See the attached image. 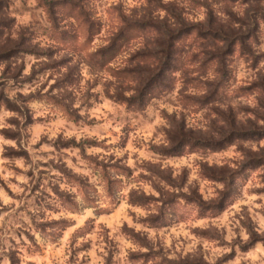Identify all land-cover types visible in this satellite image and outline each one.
I'll return each mask as SVG.
<instances>
[{"label": "rangeland", "instance_id": "374dc122", "mask_svg": "<svg viewBox=\"0 0 264 264\" xmlns=\"http://www.w3.org/2000/svg\"><path fill=\"white\" fill-rule=\"evenodd\" d=\"M0 264H264V0H0Z\"/></svg>", "mask_w": 264, "mask_h": 264}, {"label": "trees", "instance_id": "16d2710c", "mask_svg": "<svg viewBox=\"0 0 264 264\" xmlns=\"http://www.w3.org/2000/svg\"><path fill=\"white\" fill-rule=\"evenodd\" d=\"M184 33L185 32L183 30H180L177 33V36H176V34L174 35L173 33H171L170 36L175 37V38H178V36H181ZM168 57H170V55H168ZM165 64H166V61H165ZM167 73H168L167 68H163L159 73H157L158 75L155 78L149 79L147 77L146 79L142 80L143 81L142 82V87L145 88V90L143 91V93L141 95V101H142L145 93L147 92V90H149V89L152 90L153 88L162 87V85H164V81H166L168 79L167 76H166ZM196 81H198V78H196V77L190 79V82L196 83ZM241 135H243V134H241Z\"/></svg>", "mask_w": 264, "mask_h": 264}]
</instances>
